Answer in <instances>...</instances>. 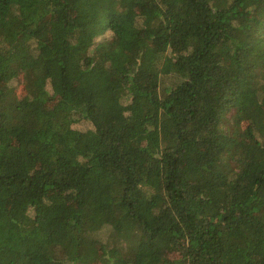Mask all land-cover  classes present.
<instances>
[{
	"label": "trees",
	"instance_id": "1",
	"mask_svg": "<svg viewBox=\"0 0 264 264\" xmlns=\"http://www.w3.org/2000/svg\"><path fill=\"white\" fill-rule=\"evenodd\" d=\"M0 264H264V0H0Z\"/></svg>",
	"mask_w": 264,
	"mask_h": 264
},
{
	"label": "rangeland",
	"instance_id": "2",
	"mask_svg": "<svg viewBox=\"0 0 264 264\" xmlns=\"http://www.w3.org/2000/svg\"><path fill=\"white\" fill-rule=\"evenodd\" d=\"M49 21H47V22H45V24L43 25V29H42V34L44 35V36H50V32H49ZM165 84V83H164ZM15 85L17 86V87H22V82H18V81H16L15 82ZM78 126H80V127H86V125L85 124H81V123H79V124H77Z\"/></svg>",
	"mask_w": 264,
	"mask_h": 264
}]
</instances>
